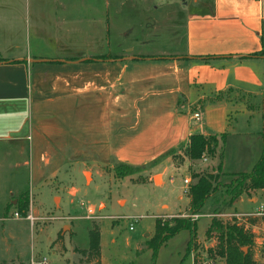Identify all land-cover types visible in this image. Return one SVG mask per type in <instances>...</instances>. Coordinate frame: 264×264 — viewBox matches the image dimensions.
Segmentation results:
<instances>
[{
  "label": "rangeland",
  "instance_id": "1",
  "mask_svg": "<svg viewBox=\"0 0 264 264\" xmlns=\"http://www.w3.org/2000/svg\"><path fill=\"white\" fill-rule=\"evenodd\" d=\"M212 12V0H0V24H12L18 32L14 47L2 48L5 57H66L62 58L66 62L100 59L129 64L126 77L120 80L115 79L118 66L79 69L73 72L79 78V93L72 100L32 108L33 114L40 109L38 129L46 126L48 131L45 167L37 183L20 182L15 175L0 179V264H41L44 259L48 264H94L96 259L87 255L93 227L100 232L102 264H193V260L194 264H224V259L210 252L215 249L216 237L205 232L212 219L227 223L233 218L238 224L242 218H256L255 225L245 227L254 236L253 259L264 264V224L260 221L264 215H257L261 204L264 208V192L249 190L240 196L242 200L213 214L225 192L223 182L228 179L223 178L221 185L214 184L216 191L203 214L192 216L197 228L190 253L186 252L188 231L166 241L154 260L147 247L157 218L170 221L191 216L186 204L189 188L182 193L183 180L190 178L193 184V174H217L220 141L215 155H208L205 163L188 159V144L164 160L136 167L117 157L118 149L144 127L141 119L138 122L137 109L150 107L156 99L152 72L148 67L135 69L132 62L142 58L139 55L155 58L150 56L159 49L167 52L181 45L167 33L170 22ZM88 72L96 75L94 90L92 84L87 85ZM104 74L112 78L103 79ZM225 96L230 101L244 99L260 111V104L240 94ZM190 109L191 114L196 111L195 107ZM30 112H23L25 123ZM151 114L143 113L144 123ZM255 127L256 121L246 128L252 142L248 154L251 148L258 152L262 147L252 134ZM243 169L248 172L251 168ZM26 189L29 202L22 211L17 207L18 193ZM9 192L14 194L11 198H7ZM252 198L257 201L251 203ZM6 202L9 211L5 213ZM14 212L19 219L13 217Z\"/></svg>",
  "mask_w": 264,
  "mask_h": 264
},
{
  "label": "crops",
  "instance_id": "2",
  "mask_svg": "<svg viewBox=\"0 0 264 264\" xmlns=\"http://www.w3.org/2000/svg\"><path fill=\"white\" fill-rule=\"evenodd\" d=\"M212 1L211 14L168 24V35L181 41L180 46L167 52L159 49L150 56L155 58L139 55L142 58L132 62L135 69L148 67L152 72L156 99H152L150 107L137 109L138 122L141 119L144 127L118 149L119 161L136 167L164 160L169 153L186 146L193 134H225V142L220 146L221 160L218 159L223 174L249 173L264 154V0ZM9 25L0 24V179L9 180L15 175L20 182L37 183L45 167L44 139L48 131L46 126L38 129L40 109L36 108L33 114L32 108L72 100L79 93V78L73 73L79 69L96 71L118 66L120 72L115 79L120 80L126 77L129 64L99 60L66 62L62 59L66 57H5L2 48L12 49L18 34ZM48 73H52L50 81ZM87 76V85L92 84L94 90L96 75L88 72ZM102 78L112 77L104 74ZM47 83L51 86L47 87ZM226 93L240 94L245 100L260 104V111L245 104L244 99L230 101ZM191 107L200 113L199 122L193 120L195 112L191 114ZM24 111H31L27 123L22 116ZM150 111L152 114L144 123L143 113ZM255 121L257 130L252 134L262 147L258 152L251 148L248 154L252 142L247 129ZM233 166L241 169L230 171L228 168ZM246 166L250 171H241ZM160 175L163 184L164 172ZM25 192L28 190L18 195ZM12 195L9 192L7 198ZM186 200L189 206V198ZM250 201L255 203L257 199Z\"/></svg>",
  "mask_w": 264,
  "mask_h": 264
},
{
  "label": "trees",
  "instance_id": "3",
  "mask_svg": "<svg viewBox=\"0 0 264 264\" xmlns=\"http://www.w3.org/2000/svg\"><path fill=\"white\" fill-rule=\"evenodd\" d=\"M219 141L221 145L224 144L225 134L220 136L193 134L188 139V145L185 149L186 156L191 161L200 160L204 153L213 157ZM219 160H221V154ZM191 178L195 180L189 187L188 193L189 212L191 216L186 218H172L170 221H162L159 218L155 220L154 236L147 242L148 249L152 251L153 260L160 247L182 231H188L190 233V240L186 249V252L190 253V245L196 238L197 228V221L193 220L192 216L203 214L206 204H208L209 199L216 191L215 183L218 186L221 185L220 183L223 182V179H228L223 182L225 192L221 196L220 208H214L213 214H220L222 209L230 208L235 200L239 199L243 193L249 190L261 189L264 192V154H262L249 173L223 174L221 173V166L218 164L216 175L193 174ZM18 202L17 207L22 211H26L29 202L28 193L21 194ZM7 211H9L8 207H6L5 213ZM256 221V218H242L239 221L241 223L238 224L235 218L227 223L212 219L205 233L209 237L210 235L216 237L217 244L215 249L210 250V252H213V256L224 259V264H256L251 252V248L254 245V236L251 230H247L245 227L246 224L250 226L255 225ZM260 221L264 224V216L260 218ZM243 248L247 249L246 253L243 252ZM100 251V232L97 227H93L89 231L87 255L96 259L94 264H101Z\"/></svg>",
  "mask_w": 264,
  "mask_h": 264
},
{
  "label": "built area",
  "instance_id": "4",
  "mask_svg": "<svg viewBox=\"0 0 264 264\" xmlns=\"http://www.w3.org/2000/svg\"><path fill=\"white\" fill-rule=\"evenodd\" d=\"M193 120L195 121V122H199L200 121V119H201V116H200V113L199 112H195L194 114H193ZM202 162H208L209 161V156H208V154L207 153H204L203 155H202V157H201V159H200ZM183 184H184V186H185V189H188L190 186H191V184H192V182H191V179L190 178H185L184 180H183ZM259 211L260 212H258L257 213V215H264V208H263V205H261L260 207H259ZM13 217L15 218V219H19V214L17 213V212H14L13 213ZM133 228H132V226L129 228V230H132ZM41 264H48V262H47V260H42V262H41ZM193 264H194V260H193Z\"/></svg>",
  "mask_w": 264,
  "mask_h": 264
},
{
  "label": "water",
  "instance_id": "5",
  "mask_svg": "<svg viewBox=\"0 0 264 264\" xmlns=\"http://www.w3.org/2000/svg\"><path fill=\"white\" fill-rule=\"evenodd\" d=\"M247 249L246 248H243V252L246 253Z\"/></svg>",
  "mask_w": 264,
  "mask_h": 264
},
{
  "label": "bare ground",
  "instance_id": "6",
  "mask_svg": "<svg viewBox=\"0 0 264 264\" xmlns=\"http://www.w3.org/2000/svg\"><path fill=\"white\" fill-rule=\"evenodd\" d=\"M158 180V178H156V181Z\"/></svg>",
  "mask_w": 264,
  "mask_h": 264
}]
</instances>
